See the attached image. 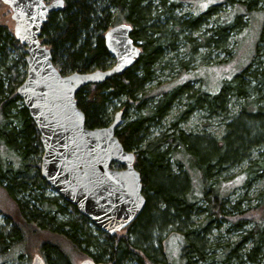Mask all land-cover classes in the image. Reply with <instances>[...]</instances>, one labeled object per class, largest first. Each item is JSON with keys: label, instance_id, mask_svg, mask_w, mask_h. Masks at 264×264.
Instances as JSON below:
<instances>
[{"label": "trees", "instance_id": "obj_1", "mask_svg": "<svg viewBox=\"0 0 264 264\" xmlns=\"http://www.w3.org/2000/svg\"><path fill=\"white\" fill-rule=\"evenodd\" d=\"M157 1L159 12L152 15L150 2L143 4L146 0H63V7L51 12L41 28V42L50 50L51 61L62 75L110 68L114 59L103 36L115 25H131L130 37L141 48L130 68L103 83L81 88L75 96L88 128L109 125L114 102L121 103V119L128 107L137 113L144 111L117 127L115 136L125 150L135 151L145 206L130 225L111 236L59 195L44 194L50 186L40 175L39 133L16 95L26 75L25 48L14 38L13 25L3 20L0 11V190L5 197L0 204L5 219L4 224L0 223L1 264H32L35 257L44 264H74L85 254L100 264H173L163 245L171 235L180 238L179 264H264V189L257 191L255 204L243 208L244 198L227 203L231 187L223 190L221 181L212 180L213 171L230 160L246 161L240 176L244 188L264 173V94L259 88L264 84L259 59L264 56V17L253 56L216 95L200 94L198 89L191 92L188 82L181 89L173 85L164 91L156 86L157 94L145 93L156 71L162 68L163 59L175 51L178 42L194 50L195 39L184 33L198 31V24L216 14L218 6H231L232 14L215 19L216 28L208 37H199V45L215 46L228 30L241 33L242 16L264 12V8L254 9L258 0H223L202 13L174 18L172 11L181 0ZM2 6L0 2V9ZM181 94H187V103L175 122L184 120L192 109L227 117L226 105L231 96L243 97L246 102L234 117H227L220 146L211 139L204 137L206 141H202L201 137L181 132L144 143L142 137L149 123L162 118L172 99ZM153 96L158 97L157 102L145 109L147 99ZM200 98L202 101L197 100ZM199 141L205 142L212 154L205 158V165L194 168L197 178L191 179L185 167L188 158L182 160L177 153L195 147L197 142L203 145ZM170 157L175 158L178 168L184 166L182 175L171 171ZM113 167L120 168L117 164ZM201 213L202 222L191 225L190 217ZM221 224L227 225V232H241L232 244H219V233L206 239L213 230L218 232Z\"/></svg>", "mask_w": 264, "mask_h": 264}, {"label": "water", "instance_id": "obj_2", "mask_svg": "<svg viewBox=\"0 0 264 264\" xmlns=\"http://www.w3.org/2000/svg\"><path fill=\"white\" fill-rule=\"evenodd\" d=\"M0 2L9 8L13 36L25 48L26 75L16 95L39 133L40 175L91 224L115 235L139 216L146 202L135 152L125 150L115 136L120 110L109 125L88 128L75 96L81 88L103 83L135 63L141 48L130 37L132 27L122 23L104 33V45L114 59L110 68L62 75L40 35L49 14L63 4L58 0ZM32 264L44 263L35 257ZM78 264L100 263L84 259Z\"/></svg>", "mask_w": 264, "mask_h": 264}, {"label": "rangeland", "instance_id": "obj_3", "mask_svg": "<svg viewBox=\"0 0 264 264\" xmlns=\"http://www.w3.org/2000/svg\"><path fill=\"white\" fill-rule=\"evenodd\" d=\"M50 1L51 0H46L48 3ZM222 1L223 0H181L178 3V7L172 11V15L174 18L188 17L192 14H197L200 12L202 13L210 6L220 4ZM149 2L151 4L152 15L159 12V8H157L158 1L146 0V2L143 4H147ZM204 5L207 6L205 7ZM259 8H264V0L257 1L254 9L256 10ZM0 11L3 20L12 26L13 22L10 17L11 12L9 8L3 5ZM231 14V6L220 5L218 6V12L216 14L206 18L205 22L198 24V31H187L184 33V35L187 36L189 34L192 39H195L193 42L194 46H192L194 47V50L190 49L185 43L178 42L176 44L175 51L170 52L163 59L162 63L160 64L162 68L156 71L155 80L146 86L145 93L148 92V96L151 94H157L155 90L156 86H159V89L164 91H169L173 85H175V87L178 89H181L188 82V87L191 92L192 90L195 91L198 89L200 94L210 96L216 95L220 91L223 84L225 82L229 83L239 71L244 69L253 56L254 47L257 42L264 17V12L252 11L251 14L242 16L244 27L241 33H238L235 30L226 31L225 36H222L223 39L219 37L218 43L215 45L216 47L211 44L209 47L199 45V37H208L211 34L210 30L214 27L216 28L217 24L215 19H225ZM262 45L264 46V42ZM259 59L262 62L261 67L264 68V56L259 57ZM184 65L186 68L182 69ZM259 88L261 93L264 94L263 83L259 86ZM149 98L150 99H147L144 105L145 109L152 108L158 99L157 96ZM197 100L202 101V98ZM245 102V99L240 96L229 97V101L226 105V115L229 120L239 112ZM186 103L187 94H181L174 97L171 101L169 111H167V113L162 118L159 120L154 119L147 126L146 134L142 137L144 143L152 141L158 142L159 139L164 135H178L181 132L185 135L189 134L192 136L201 137L203 139H201L202 141H206L205 138L211 139L216 141L219 145V141L225 134L226 124L229 121L227 117H223V115L218 114H209L207 111L202 109H192L186 115L184 120L175 122V118L178 117L185 109ZM261 104L263 105L264 103ZM119 110H123L121 103L114 102L110 111L111 121L114 114ZM143 112L144 111H138L137 113L132 106L128 107L126 110V115L121 119L118 127L125 125L127 122L139 115H143ZM202 141H199V143L203 145H198L197 142L194 145L195 147L190 146V149L187 148L184 150V152L177 153V156L179 155L178 158H182V160H186V158H188L189 163H185V167L191 179L197 178L196 170L194 168L205 165V158L212 154L210 149L205 147V142ZM165 146L166 145L164 144L161 146V148H165ZM262 147L264 148V144ZM250 153L255 155L257 154V151L254 153L251 151ZM175 158L170 157L168 159L170 169L174 174L182 175L185 168L184 166L178 168L173 162ZM246 166V161L235 163L230 160L227 163H222L221 167H219L217 170H214V173H212V180L214 179L221 181L223 190H227V187H231L229 194L226 197V202L233 204L235 201L244 198L242 202L243 208H246L248 204H255V195L257 191L259 189H264V173H262L260 177L253 179L246 188L241 186L240 181L242 178H240V176H243L241 175V172L246 168ZM44 194L46 197H53L57 195V193L51 187L47 188L44 191ZM3 199L5 200V197L3 196V192L0 190V204H3ZM203 219L204 214L201 213L198 215H192L189 221L191 222V225H196L201 223ZM4 222L5 219L3 215L0 214V223L4 224ZM226 228V224H221L219 231L217 232L216 230H213L212 236L206 235V239L211 240L213 237H215V234L219 233V244L224 242L232 244L238 239L239 233L241 232L234 230L227 232ZM167 238L164 239L163 245L165 246V251L167 252V256L171 261L170 263L179 264V246H181L180 238L177 236L175 237L174 235H171L168 239ZM262 254L264 262V250ZM84 259L91 258L85 254L82 258L75 260L74 264H78ZM1 263L2 262H0V264Z\"/></svg>", "mask_w": 264, "mask_h": 264}, {"label": "snow or ice", "instance_id": "obj_4", "mask_svg": "<svg viewBox=\"0 0 264 264\" xmlns=\"http://www.w3.org/2000/svg\"><path fill=\"white\" fill-rule=\"evenodd\" d=\"M58 3H60L61 5L63 4V0H58ZM205 7L207 6V5H204ZM90 79L91 78H102V77H89Z\"/></svg>", "mask_w": 264, "mask_h": 264}]
</instances>
